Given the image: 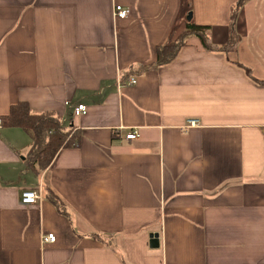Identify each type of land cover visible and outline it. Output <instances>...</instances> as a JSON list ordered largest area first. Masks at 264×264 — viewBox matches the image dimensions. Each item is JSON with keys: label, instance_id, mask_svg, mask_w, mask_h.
Listing matches in <instances>:
<instances>
[{"label": "crops", "instance_id": "obj_1", "mask_svg": "<svg viewBox=\"0 0 264 264\" xmlns=\"http://www.w3.org/2000/svg\"><path fill=\"white\" fill-rule=\"evenodd\" d=\"M189 10L211 48L153 66ZM18 102L79 138L38 172L0 125V264H264V0H0V116Z\"/></svg>", "mask_w": 264, "mask_h": 264}, {"label": "trees", "instance_id": "obj_2", "mask_svg": "<svg viewBox=\"0 0 264 264\" xmlns=\"http://www.w3.org/2000/svg\"><path fill=\"white\" fill-rule=\"evenodd\" d=\"M233 16V14H232ZM209 24H199L192 19L185 22L184 28L177 35L171 34L169 38L156 48V59L153 66H164L171 62L179 50L187 43L189 37H196L205 49H210ZM235 33L229 38V44ZM0 125L3 127H20L30 137V147L27 156L29 166L38 172L46 169L53 158L65 146L74 145L78 141V134L73 127L66 128L61 117L51 112H32L28 104L18 102L11 106L9 113L0 116ZM52 192L48 191L50 196ZM56 198L57 196L54 195ZM54 203L58 208L57 199Z\"/></svg>", "mask_w": 264, "mask_h": 264}, {"label": "built area", "instance_id": "obj_3", "mask_svg": "<svg viewBox=\"0 0 264 264\" xmlns=\"http://www.w3.org/2000/svg\"><path fill=\"white\" fill-rule=\"evenodd\" d=\"M128 15V10L123 8L121 5L114 4L113 6V16L116 18H125ZM129 84H135L136 83V78H130L128 80ZM87 111V106L85 104H77L74 107L73 114L76 116L85 114ZM186 127L187 126H194L198 124V119L191 118L186 121ZM188 124V125H187ZM126 139H135L136 138V131L133 129H130V132H128L125 135ZM41 199V193H39L36 189L32 188H25L22 189L20 193V202L21 204L24 205H32L37 203ZM41 242H54L55 241V235L53 233H48V234H42L41 237Z\"/></svg>", "mask_w": 264, "mask_h": 264}, {"label": "water", "instance_id": "obj_4", "mask_svg": "<svg viewBox=\"0 0 264 264\" xmlns=\"http://www.w3.org/2000/svg\"><path fill=\"white\" fill-rule=\"evenodd\" d=\"M191 18H192V14L190 12L187 16V21L191 20ZM149 236H150V246L158 247L159 246L158 236L154 233H151Z\"/></svg>", "mask_w": 264, "mask_h": 264}, {"label": "rangeland", "instance_id": "obj_5", "mask_svg": "<svg viewBox=\"0 0 264 264\" xmlns=\"http://www.w3.org/2000/svg\"><path fill=\"white\" fill-rule=\"evenodd\" d=\"M191 12V10L188 11V13L185 15V18H187L188 14Z\"/></svg>", "mask_w": 264, "mask_h": 264}]
</instances>
